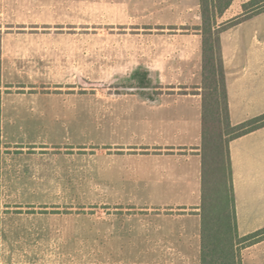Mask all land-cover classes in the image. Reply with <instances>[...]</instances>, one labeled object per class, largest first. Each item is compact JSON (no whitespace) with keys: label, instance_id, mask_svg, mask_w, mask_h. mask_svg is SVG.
Segmentation results:
<instances>
[{"label":"crops","instance_id":"1","mask_svg":"<svg viewBox=\"0 0 264 264\" xmlns=\"http://www.w3.org/2000/svg\"><path fill=\"white\" fill-rule=\"evenodd\" d=\"M87 1L106 3L110 0L4 1L7 4L3 7L5 13L0 20V25L6 26V30H2L0 26V207L3 202L2 197L4 198L8 191L5 187L6 180L13 179L16 183L18 178L24 181L19 184L20 187L13 184L11 192L19 196L17 203L21 205L20 208H23L22 205L27 208L44 206L47 211L56 203L57 184L52 183L51 180L57 178L56 168L52 167V155H55L52 149L57 143L48 140H30L27 135L21 139L14 132L30 131L37 127V124L50 126L55 119L52 115L56 112L54 109L36 105L35 102L39 98L43 96L48 98L46 93L38 92L37 86L57 84L58 68H61V74H64L65 67H85V44L76 42L73 37H59L62 41H58L57 36L73 35V33L58 32V28L52 26L57 24L58 19L83 17L85 10L60 17L56 11H52L54 9L52 6L58 2L85 4ZM116 1L119 2L117 4L119 8L125 4L124 9L129 13H139L142 17L170 18L175 9L168 4L164 5V2L178 0ZM195 1L197 7H200V0ZM247 1L249 0H234L221 19L226 21L241 14L242 4ZM177 9L178 14L186 11V8ZM119 17L123 15L119 14ZM263 17L264 11L241 21L221 34L233 124L242 123L264 113V37L259 27ZM201 23L199 22L198 27ZM168 25L171 29L176 28L170 23ZM195 31L191 34L181 32L173 34V38L179 44H171L167 49L158 48L156 54H160V59L153 56L145 58L147 66L160 60L161 67L187 68L196 65L200 73L195 80L181 78L176 83L170 81L169 90L158 93L154 99L146 101L142 97L139 98L141 103L150 107L152 111L165 112L164 114L167 115L165 125L170 127L166 128L168 132H165L161 140L154 141L151 145L153 147L145 150L136 148L138 155L167 162L164 177L170 184H174L173 189L189 184L193 187L191 193L194 191L192 194L194 196H190L187 192L185 196H179L177 201H172L173 203L137 205L142 211L154 209L175 211V216L169 214V217H166L167 215L161 217L162 214L156 213L150 218L114 219L102 222L104 226L120 231L115 240L118 242L120 257L125 255L149 258L153 259V264H200L199 147L202 133L200 86L203 58L202 36L199 29ZM113 51L114 59L122 60L125 49L114 48ZM125 60L129 65H140L131 53L130 58ZM188 86H194L196 93L188 90L180 91L182 88L189 89ZM230 153L237 226L239 234L244 236L264 227V127L232 140ZM10 159L14 161L13 165L19 161L22 169L17 171V167H14L10 170L8 163L6 164ZM34 177L38 179L36 182L33 180ZM38 222L34 224V227L40 228L36 234L37 240L56 241L54 228L57 227V221L42 218ZM23 226L32 227V223L25 220ZM4 227V220L1 217V234ZM111 240V238L107 239L108 244L112 243ZM249 249L248 253L252 255L251 264H264V240ZM247 254L243 255V264H247ZM0 264H3L1 258Z\"/></svg>","mask_w":264,"mask_h":264},{"label":"rangeland","instance_id":"2","mask_svg":"<svg viewBox=\"0 0 264 264\" xmlns=\"http://www.w3.org/2000/svg\"><path fill=\"white\" fill-rule=\"evenodd\" d=\"M4 1L0 0V20L7 4ZM117 4L116 0H110L85 4L58 2L52 6L60 17L85 10L83 17L62 18L52 24L58 32L73 33L57 36L58 41L73 37L85 44V67H65L64 74L58 68L57 84L37 86L38 92L46 93L48 98H39L36 105L56 112L50 126L37 124L30 131L14 132L21 139L27 135L30 140L57 143L52 149L55 154L52 167L56 168L57 178L51 180L57 184V197L55 205L47 211L44 206L20 208L19 196L13 195L11 188L13 184L20 187L24 179L18 178L16 183L13 179L6 180L8 191L0 207V221L2 217L5 224L0 233L3 264H153L149 258L120 257L115 242L120 231L102 222L150 218L156 213L162 214L161 217L175 216V211H142L137 205L173 203L187 192L194 196L189 184L173 189L174 184L164 177L167 162L138 155L136 148L153 147L154 141L161 140L170 127L165 125V112L152 111L139 98L154 99L158 93L169 90L170 81L195 80L200 73L196 65L161 67L159 60L147 66L144 60L151 56L160 59V54H156L158 48L178 45L173 34L196 32L202 21L200 7L195 0L164 2L175 9L172 16L153 18L129 13L125 4L122 8ZM177 8L186 11L178 14ZM167 23L176 28L171 29ZM0 26L6 30V26ZM259 27L264 37V17ZM114 48L125 49L122 60L114 59ZM130 53L140 65L127 64L125 59L130 58ZM188 87L180 91L196 92L194 86ZM7 163L10 170L22 169L19 161L16 165L11 159ZM42 218L57 221L56 241L37 240L40 228L34 224ZM25 220L32 227L23 226ZM108 238L112 243L108 244ZM248 252L249 247L243 250V255ZM251 256L247 254V264H251Z\"/></svg>","mask_w":264,"mask_h":264},{"label":"trees","instance_id":"3","mask_svg":"<svg viewBox=\"0 0 264 264\" xmlns=\"http://www.w3.org/2000/svg\"><path fill=\"white\" fill-rule=\"evenodd\" d=\"M234 0H200L202 23V133H201V258L200 264H243V250L264 240V227L241 236L230 142L264 127V113L233 124L221 34L264 11V0L242 4V13L220 22ZM1 78V62H0ZM196 93V92H195ZM1 145V95H0ZM1 173V160H0ZM1 233V221H0ZM1 255V248H0Z\"/></svg>","mask_w":264,"mask_h":264}]
</instances>
